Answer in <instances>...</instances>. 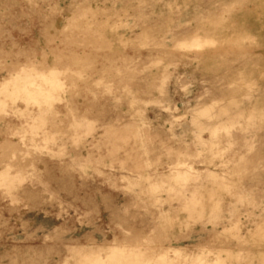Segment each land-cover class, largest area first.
I'll list each match as a JSON object with an SVG mask.
<instances>
[{"label": "rangeland", "instance_id": "1", "mask_svg": "<svg viewBox=\"0 0 264 264\" xmlns=\"http://www.w3.org/2000/svg\"><path fill=\"white\" fill-rule=\"evenodd\" d=\"M0 264H264V0H0Z\"/></svg>", "mask_w": 264, "mask_h": 264}]
</instances>
